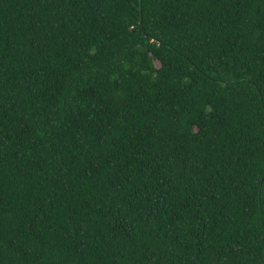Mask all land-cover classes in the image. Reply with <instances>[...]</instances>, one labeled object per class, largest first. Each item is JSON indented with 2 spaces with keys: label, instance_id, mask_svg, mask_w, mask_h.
I'll return each mask as SVG.
<instances>
[{
  "label": "trees",
  "instance_id": "obj_1",
  "mask_svg": "<svg viewBox=\"0 0 264 264\" xmlns=\"http://www.w3.org/2000/svg\"><path fill=\"white\" fill-rule=\"evenodd\" d=\"M0 264H264V0H0Z\"/></svg>",
  "mask_w": 264,
  "mask_h": 264
}]
</instances>
